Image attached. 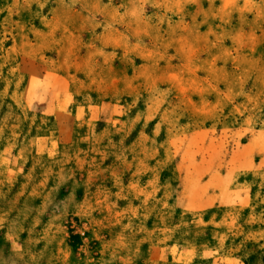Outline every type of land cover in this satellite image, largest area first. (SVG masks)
Segmentation results:
<instances>
[{
    "label": "rangeland",
    "instance_id": "obj_1",
    "mask_svg": "<svg viewBox=\"0 0 264 264\" xmlns=\"http://www.w3.org/2000/svg\"><path fill=\"white\" fill-rule=\"evenodd\" d=\"M0 264H264V0H0Z\"/></svg>",
    "mask_w": 264,
    "mask_h": 264
}]
</instances>
